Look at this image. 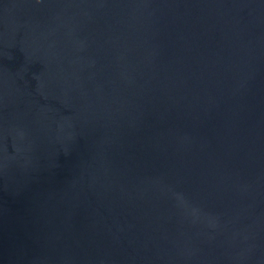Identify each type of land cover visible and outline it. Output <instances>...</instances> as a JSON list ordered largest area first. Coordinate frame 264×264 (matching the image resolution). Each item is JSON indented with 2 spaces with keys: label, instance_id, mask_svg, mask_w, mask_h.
Wrapping results in <instances>:
<instances>
[{
  "label": "water",
  "instance_id": "water-1",
  "mask_svg": "<svg viewBox=\"0 0 264 264\" xmlns=\"http://www.w3.org/2000/svg\"><path fill=\"white\" fill-rule=\"evenodd\" d=\"M0 264H264V0H0Z\"/></svg>",
  "mask_w": 264,
  "mask_h": 264
}]
</instances>
